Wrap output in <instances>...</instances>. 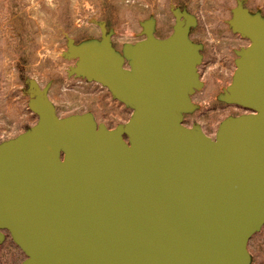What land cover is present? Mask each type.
<instances>
[{"label":"water","instance_id":"water-1","mask_svg":"<svg viewBox=\"0 0 264 264\" xmlns=\"http://www.w3.org/2000/svg\"><path fill=\"white\" fill-rule=\"evenodd\" d=\"M173 15L167 37L146 21L122 55L104 23L99 41L68 42L69 73L131 110L112 129L91 113L58 117L48 87L27 81L37 120L0 143V244L7 232L20 264H251L247 242L264 225V16L232 10L248 45L220 100L248 113L212 139L182 123L201 55L196 19Z\"/></svg>","mask_w":264,"mask_h":264},{"label":"rangeland","instance_id":"rangeland-1","mask_svg":"<svg viewBox=\"0 0 264 264\" xmlns=\"http://www.w3.org/2000/svg\"><path fill=\"white\" fill-rule=\"evenodd\" d=\"M238 4L264 15V0H0V143L37 120L28 108L29 79L48 87L60 118L91 113L110 129L125 123L131 114L125 105L99 84L69 73L76 59L67 56L68 42L78 46L99 41L104 23L112 46L122 55L125 44L143 38L146 21L153 22L155 36L167 37L174 10H185L196 19L190 37L202 54L198 73L203 86L193 96L195 108L184 115L183 125L198 124L214 139L223 119L248 113L220 100L232 79L236 51L248 45L228 23ZM253 243H248V252L255 255V264H261L264 253L260 260ZM24 258L5 232L0 264H20Z\"/></svg>","mask_w":264,"mask_h":264},{"label":"flooded vegetation","instance_id":"flooded-vegetation-1","mask_svg":"<svg viewBox=\"0 0 264 264\" xmlns=\"http://www.w3.org/2000/svg\"><path fill=\"white\" fill-rule=\"evenodd\" d=\"M153 33H154V28H153ZM190 34H191V28H190V30H189V34H188V36H189V39L192 41V42H194L192 39H191V37H190ZM154 36H155V34H154ZM155 37H157V36H155ZM143 38H144V35H143ZM143 38H138V39H136L132 44L133 45H135V44H137L139 41H141ZM157 38H159V37H157ZM195 43V42H194ZM199 53H200V55H201V59H202V54H201V52H200V50H199ZM198 66H199V64L197 65V67H196V72H197V74H198V77H199V79H200V76H199V73H198ZM201 81V80H200ZM202 83V82H201ZM202 86H203V83H202ZM199 89H196L192 94H191V96H190V98H191V102L195 105V103H194V100H193V96L197 93V91H198ZM128 108V107H127ZM129 109V108H128ZM130 110V109H129ZM131 111V110H130ZM185 115V114H184ZM184 115H183V118H184ZM182 123H183V121H182ZM107 127V126H106ZM108 128V127H107ZM110 129V128H109ZM254 242L253 244H254V246H256V248H257V250H258V252H257V256L260 258V260H261V256H262V253H264V225L260 228V230L258 231V232H256V233H254L250 238H249V240H248V242H247V245H248V243H251V242ZM249 255H250V253H249ZM254 258H255V255H253L252 254V257H251V255H250V262H251V264H255L254 262H253V260H254ZM261 262V261H260ZM261 264H264V261H262V263Z\"/></svg>","mask_w":264,"mask_h":264},{"label":"trees","instance_id":"trees-1","mask_svg":"<svg viewBox=\"0 0 264 264\" xmlns=\"http://www.w3.org/2000/svg\"><path fill=\"white\" fill-rule=\"evenodd\" d=\"M251 13H254V12H251ZM262 16H264V15H262Z\"/></svg>","mask_w":264,"mask_h":264}]
</instances>
